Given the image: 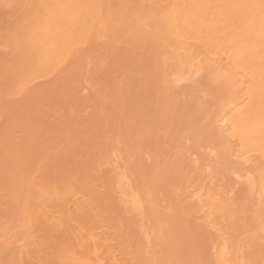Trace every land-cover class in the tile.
<instances>
[{
    "label": "rangeland",
    "instance_id": "rangeland-1",
    "mask_svg": "<svg viewBox=\"0 0 264 264\" xmlns=\"http://www.w3.org/2000/svg\"><path fill=\"white\" fill-rule=\"evenodd\" d=\"M55 1L0 0V264H92L86 245L75 240L81 232L77 238L73 230L61 234L63 224L50 232L62 221L63 204L81 206L78 214L89 210L98 234L125 239L123 247L114 236L115 251L125 252L117 258L121 264H264V243L253 229L257 219L264 221V208L257 186L244 177L263 157L251 152L252 165H233L221 146L228 137L220 125L227 106L235 97L248 101L255 79L226 64L218 68L233 72L231 82L225 71L226 81H218L191 68L192 78L177 83L183 70L175 66L186 58L173 56L190 41L189 55L203 63L221 55L232 60L233 52L222 47L225 38L240 35L246 44L255 21L247 13L244 26L236 15L237 3L246 0H92L91 35L44 62L31 39ZM183 1L201 11L194 10L197 23L208 24L211 44L177 32ZM229 5L240 21L227 12L224 17ZM211 10L221 13L219 20ZM209 194L229 200L238 223L208 207L194 213L198 196L204 204ZM211 254H219L220 263Z\"/></svg>",
    "mask_w": 264,
    "mask_h": 264
},
{
    "label": "bare ground",
    "instance_id": "bare-ground-1",
    "mask_svg": "<svg viewBox=\"0 0 264 264\" xmlns=\"http://www.w3.org/2000/svg\"><path fill=\"white\" fill-rule=\"evenodd\" d=\"M84 1H85V4L84 5H80V3H81L80 0H57V1L54 2L55 4L54 3L51 4L52 8L50 7L51 8L50 11L46 10L47 15L49 14L48 17L50 16V18H48L49 20L47 19L48 22L46 21V23H43L44 25L41 24L40 25L41 27H39V29L37 30L38 33L35 32L36 34L33 35V38L32 39L30 38L31 41H32L31 44L35 43L36 45L41 46V54H42L41 55V59L44 62H48V60H50L51 58H60L61 57V54H60L61 51H64V50L68 51L75 43H78L81 40L85 39L86 37H88V35L90 36L91 35L90 31H93L92 30L93 28L95 29L94 23H93L94 22V13H93V10H92L94 4L92 3V0H84ZM222 1L223 0H221V2ZM240 1H242V0H240ZM261 2H259L258 0H246L245 2L242 1V2H238L237 3V1H236L235 3L238 4L237 5L238 9L235 7L236 8V12L238 11L237 14L235 12L233 13L232 7L234 5L233 6L229 5L231 10H229L230 8L228 7L226 9L227 10L226 11L224 8L227 7V5L226 6H224V5L227 4V3H225V2H224L225 3L224 5L222 4L224 6V8L222 7V10L223 11L225 10L224 14H223L221 8L218 9V12H220L219 10H221L223 15L228 14L229 16H231L233 14L236 19H237V16H239L238 18L244 19V20H242V22L244 23V26L246 25L244 17L246 16L247 13H248L247 16L253 14L252 16L255 19V21H253L252 24L248 27V30H246L251 35V36H248V37H250V39L246 38L245 37L246 35L244 36L245 39L247 40L246 44H242V42L245 41L244 38L242 39L243 41L241 40L242 42H240V40H239L240 39V35L239 36L235 35V36H238L239 39L234 37V36H233L234 39H232V36L229 37L227 35V33H226L228 38H225V39H227V42L225 40H223L224 36H223V34H221V36H223V38H221L222 39L221 41H225L226 42V45H225V42H224V45H223L221 43L220 39H219L220 35H219V37L217 36L218 34L214 35L215 37H217L219 39L218 42L220 41V43L223 45L222 46L223 48L224 47H225V49L229 48L230 49V54L233 52L231 54L233 56L232 60H230L231 58L228 59L225 56H224V58H226V59H222L223 56L221 55L220 56V57H222L221 59H218V58L214 59L213 58L212 59V63H210V64L208 63L209 65L207 63H203L202 60H198L201 57L200 55H197V54L195 56L194 55L191 56V54L189 55V53H192L191 51H193L191 49L190 45H189L190 41H189V43L186 42V43H188L186 45L189 46V49L187 48L188 46L180 45L181 43L182 44L185 43V42L184 43L181 42L178 45L177 49H175V53L173 54V56L176 55L177 59L179 58L178 60H180V58L182 56H183L182 58H186L185 60L183 59L184 60V63H183L184 65H182V64L179 65V64L176 63L178 65V66H175L176 70L178 69L177 72H179V69L181 68L180 70H183V74H182V71L180 72L181 75L183 76L184 73H185L184 77H182L178 73L179 78H178V80L176 79L177 83L181 82V81L189 80L190 78H192L191 76H192V74L195 71H196V73L198 72V74L203 72V71L210 72V73H212L210 75V78H215L217 80L218 79L222 80V77H224L223 79H225L224 81H226V78L228 77L229 79L227 78V82H229L232 78H234V77H232L234 75V74H232L233 72L228 74L227 72L229 70L225 71V69H224V71L226 73L225 74L224 71L222 72V68H218L219 66L221 67L222 65L226 66V64H227V67H228V65L235 66L234 67L235 71H236V69H238V71L239 70L241 71V68L243 69V71L247 70L254 77L253 81L255 79L256 84L253 83L254 84L253 88L252 89L250 88L252 90L251 94H250L251 96L248 95L250 99H248L246 97L248 101H245L246 99L244 97H241V98L240 97L239 98L235 97V99L229 103V107L227 106V109L225 110V113L223 114V117H222V119L220 121V123H221L220 124L221 125V131L223 130L224 134L228 133L227 134L228 135L227 139L229 141L227 142V139L223 140V138H222L223 142H222L221 146L225 145V147H223V148H227L228 151L230 152L231 155H228V153H227V155L233 157V159H234L233 160V165H234V163L237 162V160L240 161V162L242 161L244 166L245 165L248 166V164L252 165V161H251L252 159L248 158V156H249V154L251 152L252 153L253 152H257L263 157L261 159V160H263L262 162L256 160V163H255V165H253L254 166L253 168H250L251 166L248 167V169L246 170V172H247L249 170V168H250L249 172L246 173L247 174L246 176H248V177L244 176L246 179L245 178H243V179H245L246 181L248 180V183L250 182V184H252V185L255 184L257 186V188H258L257 189V195H258L257 196L258 197L257 198L258 199L257 202H259L258 204H259V206L261 208H264V6L262 5L263 3H261ZM91 3L93 4V6H91L92 5ZM185 3H188L187 0H186ZM189 4H190V2H189ZM247 4L248 5L250 4V5L248 6ZM57 5L60 6V7L57 8L56 7ZM61 5H62V7H61ZM183 5H185L183 10H180L181 12L179 14L177 13L178 15L176 14L177 22H175V25H176V23L179 24V26L178 25L176 26V27H178L177 32H179V34H182V35L184 34L185 37H187L189 35L190 37L189 38L187 37L189 40L191 38V40L194 39V40H198V41L200 40L199 42L202 41V43H203V41H206V43H209L211 41V37H212L211 34L213 35V33H210L211 37L210 36L207 37L208 34H209V31L206 29V28H208L207 27L208 24H206L203 20L202 21L199 20L200 23H197L198 22V18H197V13L195 11H196V9L198 7L196 8L195 4H194V6H191V4L190 5H188V4L186 5V4H184V1H183ZM192 5H193V3H192ZM212 5H214V4H212ZM222 5H220V6H222ZM206 7H208V6H206ZM213 8H217L216 5ZM247 8L249 10L250 9L251 10L248 11ZM209 9H211V7ZM197 10H198L197 12L201 13V11H199V9H197ZM215 10H217V9H215ZM202 11H203V8H202ZM204 11L205 12H203V13L205 14L207 11L205 9H204ZM213 11L211 10V16H213V14L215 13L216 17L214 16V19H218L219 20V18H217L218 12L215 11L214 13H212ZM228 11L229 12L231 11V14L228 13ZM252 11H254V12L252 13ZM209 13L210 12H207V14H209ZM201 15L202 14H200V16ZM228 15H226L224 17H226V19H227ZM256 15H257V17H256L257 19L255 18ZM200 16H199V19H202L205 16L208 17V15H202L203 17L201 16V18H200ZM218 16H221V13ZM252 16H250V18ZM195 17L197 19L196 21H194ZM211 19H213V18H211ZM222 19L224 20V18H222ZM204 20H206V19H204ZM237 20L240 21L241 19H237ZM220 21H219V23H220ZM203 22H204V24H206L205 26H203L204 24L201 25V23H203ZM206 22H207V20H206ZM211 22H212V20H211ZM216 22H218V21H216ZM243 23H242V25H243ZM214 25L212 27H214ZM220 25H222V24L220 23ZM242 25H240V26H242ZM244 26H243V29L244 28L246 29V27H244ZM246 26H248V24ZM209 27L211 28V26H209ZM225 27H227V26H225ZM221 28L224 29L223 27H221ZM221 28L219 27V29H221ZM179 29L182 32L178 31ZM222 29L219 32L222 33ZM211 30L212 29H210V32H213ZM214 30H215L214 32H216V30L218 31V28H214ZM246 31L242 30V32H245V33H246ZM230 32H232V31L230 30ZM230 32L228 33L229 35H230ZM186 34H187V36H186ZM246 34H248V33H246ZM224 35H225V33H224ZM241 35H242V33H241ZM212 41H214V42H212L214 44L217 43L216 42L217 39H216V41L214 39H212ZM257 41H259V44H257L258 47H256V45H255L257 43ZM210 44H211V42H210ZM217 45H219V43ZM245 45H247V46H245ZM185 47H186V49H185ZM190 49H191V51H190ZM255 49H257V50H255ZM195 60L198 61L196 65H194ZM199 61H201V62H199ZM207 62H209V60ZM213 62L215 64H213ZM233 66L231 67L232 70H233ZM191 68L192 69L194 68L195 71L193 72ZM217 68H218V70L220 69V71H217ZM223 68H225V67H223ZM215 69H216V72H215ZM185 71H188V73L192 71L193 73L192 74H190V73L187 74ZM217 73H220V74H217ZM221 73L225 74L227 77L226 76H222L223 74H221ZM230 74H232V76ZM208 76H209V74H208ZM230 77H231V79H230ZM234 85H236V84H234ZM248 88H249V86H248ZM250 89H246V91L248 92V90H250ZM249 100H251V102ZM245 102H247L246 106H245ZM219 141H220V139H219ZM233 142H234V145H233ZM220 143L221 142H219V145H220ZM223 148H221V149H223ZM230 159H232V158H230ZM235 160H236V162H235ZM257 161L260 162V163H258ZM241 177H243V176H241ZM231 191H233V190H231ZM245 192L246 191L244 189V193L243 194H245ZM195 196H197V195H195ZM210 196H211L210 194H209V196H207V198H206L207 200L205 199L206 201H204V204H202L203 203V201H202L203 199L201 200V198L198 196L197 200H199V204H200V202H201V204L200 205H196V207L195 206L193 207V210H195L194 208H196V210H197L194 213H196V212L200 213L201 211L204 210V208L206 209L208 207L207 209H209V212L211 210H213V211L210 212V213H213V215H216L218 213V215H217L218 218L221 215H222L221 216L222 218H226V219H227V217L228 218L230 217L229 218L231 220L230 223L231 224H236L235 222H237L238 220L237 221H235L236 219L233 220V218H232L233 215L232 214L235 215L237 212L236 211H230V209L232 208L230 206L231 202L229 204V200H222L224 198L223 195L220 197V199H218L219 197L218 198L215 197V198H217V200L214 199L215 195H213V198L210 197ZM226 198H227V195H226ZM228 198L230 199V197H228ZM205 202H206V204H205ZM218 202H220V203H218ZM222 202H225V203L227 202L229 204V206L227 205V203L223 204L224 205L223 206L221 204ZM63 205H61V208H62V221H61V218H60V221L63 222V223L58 221L59 223L57 222L58 224H56V222H55L56 220L54 219V222H55L56 225L53 222L52 223L55 226V229H53L52 226H49L48 228H52L53 229V230L50 229V232H54V230L58 231V229L60 227H62L61 228L62 230L61 229L59 230L60 233L61 232L64 233L63 230H67V231H65L66 234L67 233L71 234L73 231H75V232H73V235H74L75 238H77L76 234L78 235L81 232L80 233L81 235L80 234L79 235L81 236V238L83 237V241L81 240L80 237H79L80 240L78 238L77 239L74 238V239L78 241L79 246H81L82 243H83V247L86 245L85 246L86 248L85 247L84 248L87 250L86 254L88 256V259H89V257H91L90 260L92 261L91 262L92 264H116L117 262H119L118 261L119 259L117 260V258H120L119 256H125V252H124V255H122L121 253H118L120 251H123V250H120V247H119V251H117V252L115 251V250H117V247H118L117 245L118 244L121 243L120 245L123 246V242H125L124 241L125 239L121 240V238L120 239H119V237L117 238L118 235L117 236L115 235L117 232L115 234L112 233L114 236H116L115 240L117 241V243L119 241V243L116 245V241H114V236L112 237V239L114 241L113 242V241H111L112 239H110V237H107L108 234L106 232L104 234L103 233L98 234L96 232V230L98 229V228H96L97 223H96V220L92 217L93 215L90 213L89 210L81 211L82 213L78 214V212L80 211L79 208H82L81 206H76L74 209H71L68 205H66V204H63ZM225 206H227V207H225ZM221 208L222 209L224 208L223 209L224 211L221 210ZM231 210H233V209H231ZM231 212H233V213L230 214ZM234 212H236V213H234ZM229 214L231 216H228ZM46 218H47V216H46ZM48 219H49V222H50L51 218L48 217L47 220ZM259 219L256 220L255 228H253V229H255L254 233L257 234L259 242H263L264 243V223H263L264 221L262 219H261V221H258ZM71 220H72V222L74 221V223H71L72 225L69 223V222H71ZM232 220L234 221V223H233ZM41 224L43 225V223H41ZM44 224L45 225H43V226L46 227L47 223H44ZM48 224L51 225L50 223H48ZM59 224H61V225L63 224V226L65 225L64 228H63V226H60ZM73 224H75V225H73ZM58 225L60 227H58ZM67 226H70V228H69L70 230H68ZM78 229H79V231H78ZM71 230H73V231H71ZM70 231H71V233H70ZM120 232L121 231H119V233ZM56 234H58V233H56ZM69 234H67V235H69ZM123 238H125V237H123ZM80 241L82 243H80ZM85 242H86V244H84ZM112 243L113 244L115 243L114 247H116V246L117 247L114 248ZM76 246L78 247L77 243H76ZM241 246H243V244ZM83 247L81 246V248H83ZM244 248H245V246H244ZM126 249H128L127 246H126ZM113 250L115 251L116 254L114 253ZM212 250L213 251L215 250L213 253H215V252L217 253V250L215 248H213ZM127 251L128 250H126V252ZM129 253L130 252H128V255H129ZM114 254H115V259L113 258ZM211 256L213 258L216 257L218 259V260L215 259L217 262L219 261V254H217L215 256L211 254ZM221 257H223V255ZM126 258H127V256H126ZM111 259H114L115 261L113 260L114 261L113 262ZM122 259H125V257L122 258ZM220 260H221V258H220ZM123 262L125 263V261H123ZM119 263L121 264V262H119ZM119 263H117V264H119ZM218 263H220V261ZM238 264H241V263H238Z\"/></svg>",
    "mask_w": 264,
    "mask_h": 264
}]
</instances>
